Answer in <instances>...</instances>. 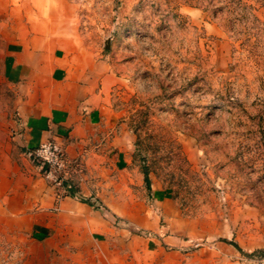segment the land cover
I'll list each match as a JSON object with an SVG mask.
<instances>
[{
    "label": "rangeland",
    "instance_id": "obj_1",
    "mask_svg": "<svg viewBox=\"0 0 264 264\" xmlns=\"http://www.w3.org/2000/svg\"><path fill=\"white\" fill-rule=\"evenodd\" d=\"M40 61L105 74L113 117L47 138L57 168L19 105ZM0 264H264V0H0Z\"/></svg>",
    "mask_w": 264,
    "mask_h": 264
},
{
    "label": "crops",
    "instance_id": "obj_2",
    "mask_svg": "<svg viewBox=\"0 0 264 264\" xmlns=\"http://www.w3.org/2000/svg\"><path fill=\"white\" fill-rule=\"evenodd\" d=\"M41 61L26 63L18 68L19 86L22 89L19 105L23 120L30 125L48 128L42 133L41 142L49 139L61 141L63 130L65 132L69 128L70 132L73 128V133L69 135L71 145L67 147H75V143L79 147L89 134L84 125L98 124L100 128L101 123L106 126L108 120L113 119L112 113L108 117L101 112V105H104L102 102L106 100V75L90 76L86 75L84 69H80L73 78L66 69ZM37 199L76 198L43 192ZM55 207L75 212L83 210L84 204L59 200ZM49 214V210L42 208L36 212L34 219L44 222Z\"/></svg>",
    "mask_w": 264,
    "mask_h": 264
},
{
    "label": "built area",
    "instance_id": "obj_3",
    "mask_svg": "<svg viewBox=\"0 0 264 264\" xmlns=\"http://www.w3.org/2000/svg\"><path fill=\"white\" fill-rule=\"evenodd\" d=\"M29 155L34 157L42 165L50 168L62 167L64 164V154L60 146L53 140L41 142L35 148L31 149Z\"/></svg>",
    "mask_w": 264,
    "mask_h": 264
},
{
    "label": "trees",
    "instance_id": "obj_4",
    "mask_svg": "<svg viewBox=\"0 0 264 264\" xmlns=\"http://www.w3.org/2000/svg\"><path fill=\"white\" fill-rule=\"evenodd\" d=\"M144 178H145V180L148 182L149 181V178H148V176H147V172H146V170L144 171ZM233 244H235V243H233Z\"/></svg>",
    "mask_w": 264,
    "mask_h": 264
}]
</instances>
